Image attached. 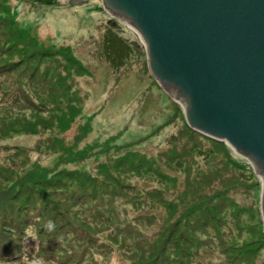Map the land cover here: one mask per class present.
Listing matches in <instances>:
<instances>
[{
	"label": "rangeland",
	"instance_id": "374dc122",
	"mask_svg": "<svg viewBox=\"0 0 264 264\" xmlns=\"http://www.w3.org/2000/svg\"><path fill=\"white\" fill-rule=\"evenodd\" d=\"M107 24H116L126 41H135L104 11L101 0H0V82L11 88L2 103L15 100L0 107L3 235L21 246L25 228L34 225L40 241L35 254L48 264H230L235 257L232 264H264L259 177L228 186L233 175L228 156L242 166L249 162L186 125L182 107L144 68V49L133 48L112 70L102 48ZM161 116L170 128L159 124ZM36 128L43 131L38 134ZM136 132L146 137L131 138ZM154 136L161 143H152ZM128 150L140 153L136 157L142 162ZM194 150L212 155L195 156ZM42 178L57 182H38ZM178 181L183 185L173 194ZM95 184L104 191L97 193ZM217 185L227 194L214 195L211 187ZM193 193H200L196 202ZM24 202L37 209L39 218L29 212L31 220L19 231L1 216L8 211L22 224L21 210L8 204ZM196 203L195 230L187 220L175 228ZM178 206L182 215L175 212ZM48 220L56 224L53 233L43 228ZM179 230L194 239V247L185 236L169 235ZM110 231L117 237L111 241L103 237ZM124 235L131 245L118 252ZM227 235L235 236L234 244ZM165 237L172 247L161 245ZM34 244L29 239L28 256ZM213 244L218 250L192 256L197 247Z\"/></svg>",
	"mask_w": 264,
	"mask_h": 264
},
{
	"label": "water",
	"instance_id": "95a60500",
	"mask_svg": "<svg viewBox=\"0 0 264 264\" xmlns=\"http://www.w3.org/2000/svg\"><path fill=\"white\" fill-rule=\"evenodd\" d=\"M133 34L193 131L225 143L259 177L264 232V0H101Z\"/></svg>",
	"mask_w": 264,
	"mask_h": 264
},
{
	"label": "trees",
	"instance_id": "16d2710c",
	"mask_svg": "<svg viewBox=\"0 0 264 264\" xmlns=\"http://www.w3.org/2000/svg\"><path fill=\"white\" fill-rule=\"evenodd\" d=\"M112 28H111V27ZM105 25V27H103L104 28V34H103V37H104V42H103V39H102V48H103V50H104V53H103V55L105 56V58L107 59V60H109V61H111V65H110V67L112 68V70L113 71H115L119 66H120V60H122V59H126L127 57H129L130 55H131V53H132V51L134 52V49H133V47L130 45V43H129V41H126L125 39H124V31H122L121 29L119 30V28H117V30L115 31V29L113 28L114 26H116V24L115 25ZM120 33V34H119ZM127 60V59H126ZM15 62H17V60H15ZM110 63V62H109ZM144 64H143V66H144V68L145 69H147V67H146V62H143ZM135 84H136V81H135ZM129 85H131V82H129L128 84H127V87L129 86ZM126 87V88H127ZM0 91L2 92V93H0V102H1V106L0 107H5V108H8V105H12V104H14L15 103V100H13V99H7L4 103H2V101H3V99H4V97H6L7 96V94L9 93V92H11V88H9L8 86H6L5 84H3V83H1L0 82ZM15 98V97H14ZM33 98V97H32ZM33 100H35L34 98H33ZM73 120V119H72ZM158 121H159V124L160 125H162L163 124V126H167V127H169L170 128V126H169V124L165 121V118L164 117H159V119H158ZM72 125H74V123L72 124ZM48 126H50V125H47V126H45V127H48ZM163 126H161V127H163ZM37 129V128H36ZM48 129H50V127L48 128ZM20 130H22V129H20V128H16L15 129V131L16 132H20ZM38 131H37V133L39 134V133H41L43 130H41V129H37ZM143 131H146L145 129H143ZM36 133V134H37ZM142 134H145V132H136V133H131L130 134V137L131 138H134V137H137V139L138 138H143V137H146V136H140V135H142ZM171 136V135H170ZM158 136H154V137H152V139H151V142L152 141H155V143L156 144H159V143H161V138L159 137V138H157ZM215 141V140H214ZM150 142V141H149ZM152 143H154V142H152ZM192 153L195 155V156H200V155H203V154H205V153H207L206 155H208L209 157L212 155V153H211V151L209 150L208 152H206V150H194V151H192ZM127 154L129 155V156H132L134 159H136L137 161H139V162H142V159L140 158V157H136V155H140V153H138V152H136V151H134V150H128V152H127ZM228 155V154H227ZM93 156L92 155H89V156H86V158H89V159H91ZM122 158H125V157H122ZM228 160H229V162L231 163V166H232V168H233V175L231 176V181L230 182H228L227 184H228V186H232V187H235L236 185H238L239 183H246V182H248L250 179H252L253 177H255L254 176V173L252 172V170H251V168H250V166L248 165V164H246V165H241L240 164V162L237 160H233L234 158L232 157L231 158V156H228ZM236 159V158H235ZM177 161H180V162H177ZM176 162H175V164L179 167L180 165H181V160H177ZM244 162V161H243ZM233 163V164H232ZM243 169H245V170H249L250 171V173L246 176L245 175V173L243 172L244 170ZM178 170V169H177ZM179 177H180V175H179ZM249 178V179H248ZM38 182H40V183H45V184H54L55 182H57L56 181V179H49V178H47V179H44V178H42L41 180H39ZM62 183V182H61ZM179 184V186L176 188V190L173 192V194H175V193H177L178 192V190H180L181 189V185H183V184H181L179 181L176 183V185H178ZM197 184V183H196ZM96 185V184H95ZM96 192L98 193V192H100V191H104V189H100L99 187H98V185H96ZM202 188L204 189L205 187L204 186H202ZM215 188V189H214ZM214 188H212L211 187V190H212V192H213V194L216 192V191H223L224 193H226L224 190H222V187L221 186H219L218 187V185L216 186V187H214ZM106 194H110V195H114L115 193L112 191V190H108L107 192H105ZM219 193H222V192H218V193H216V194H214V195H217V194H219ZM227 194V193H226ZM172 195V194H171ZM199 195H200V193H199ZM199 195H196V194H194L193 193V198H192V202H196L197 201V199H198V197H199ZM230 195V194H229ZM97 196V195H96ZM198 203V202H197ZM193 204V207H192V209H191V211L187 214V217L186 216H184L182 219H179V220H176V224H175V226H173V227H175V228H178L179 227V223H182V221L183 220H187V223H188V227H191L192 228V226H191V216L193 215V213H195V211L197 212V210H198V208H199V206H198V204ZM209 204H212L210 201L208 202ZM3 204H7L6 202H3ZM8 205H10V206H14L16 209H20L21 210V213L20 214H18V218L19 219H21V218H24V220H23V222H22V224H19V222H18V220L13 216V217H11L10 216V213L8 212V211H6L4 214H2V216H1V218H7V220H6V223H9V224H11L12 226H14L15 227V230H21V228L24 226V224H26V221H30L31 220V218H30V215H29V212L31 213H34L33 214V218L34 217H36V218H39V215H38V213H37V209L34 207V206H32L31 207V204L29 203V206L31 207V208H28V204H26L25 202L24 203H22V204H20V205H16V204H11V203H9ZM9 206V207H10ZM149 207H153V203H150L149 205H148ZM164 209H165V207H167L166 205L165 206H162ZM11 208V207H10ZM12 209V208H11ZM167 209V208H166ZM170 209V207L168 208V210ZM176 213H178V214H180L181 213V215H182V212H183V209H182V207L181 206H178V207H176V211H175ZM219 212V211H218ZM217 212V213H218ZM184 213V212H183ZM102 215H104V213H102ZM180 215V216H181ZM101 218V217H100ZM103 220V219H102ZM18 222V223H17ZM94 221H92L91 223L93 224V225H95L96 223L94 222ZM105 224H106V221L104 220L103 221ZM105 229H106V231H108L109 230V228L108 227H106L105 226ZM193 230H195L194 228H192ZM6 231V229L5 228H0V254L1 255H6L7 254V256L6 257H8V255L9 254H12V255H14L15 253H16V249H15V247H13L11 244V238L8 236V237H5L4 235H3V232H5ZM105 231V232H106ZM169 235H171V237L172 236H174L175 237V239H176V237H181V239H183L184 238V236H185V239H190V246L191 247H194V239L191 237V236H188L187 234L186 235H184V234H182V232L179 230V231H177L176 233L174 232L173 234H171L170 232H169ZM4 236V238H2ZM104 237V239L106 238H108L110 241L112 240V239H116L117 237H115V236H112V232L110 231V232H108V234L107 235H104L103 236ZM169 237V236H168ZM2 238V239H1ZM128 239H130L129 237H127V236H121V240H123V244H121L120 246H118L117 247V251L118 252H120V251H125V247H128L127 245H131V241L129 240L128 241ZM228 240H230V241H234L235 240V236H232V237H228V235H227V237H226V241L228 242ZM232 241V244H234V242ZM73 242H75L72 238H70L69 240H68V244H70V245H72V243ZM173 242L169 239V238H164L163 239V242H161V245L162 246H164V247H172L173 246ZM106 245H109V248L108 249H105V250H111V248H112V245L111 244H106ZM98 248H100V246H98ZM193 249V248H192ZM208 249H210L212 252L213 251H216V250H218V248H217V246H216V244H213V245H211V246H209V247H207V248H198L197 247V250H194L195 251V253L194 254H192V256L194 257V258H202L201 257V255H203L204 253H205V251H207ZM231 249H233V248H231ZM85 251H88V250H85ZM72 254H74V253H72ZM80 255H82L83 256V254H80ZM236 255H237V252H236ZM236 258V257H235ZM235 258L231 261V263L230 264H232L233 262H235ZM242 258L243 257H240V260H242ZM243 261V260H242ZM3 262L0 260V264H2Z\"/></svg>",
	"mask_w": 264,
	"mask_h": 264
},
{
	"label": "clouds",
	"instance_id": "9594fccd",
	"mask_svg": "<svg viewBox=\"0 0 264 264\" xmlns=\"http://www.w3.org/2000/svg\"><path fill=\"white\" fill-rule=\"evenodd\" d=\"M43 228L46 232L53 233L56 230V224L54 221L48 220L43 225ZM29 239L35 242L34 251L31 258H29V256L27 255V253L29 252V248L27 247ZM57 242L59 244L62 243L60 239H57ZM39 243L40 241L38 230L35 228L34 225L29 224L24 230V235L21 242V250L24 253V255L21 257V260L25 261L26 264H48V262L43 257H40L35 254L38 251Z\"/></svg>",
	"mask_w": 264,
	"mask_h": 264
}]
</instances>
